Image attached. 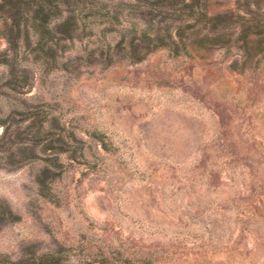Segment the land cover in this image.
I'll list each match as a JSON object with an SVG mask.
<instances>
[{
	"label": "rangeland",
	"instance_id": "374dc122",
	"mask_svg": "<svg viewBox=\"0 0 264 264\" xmlns=\"http://www.w3.org/2000/svg\"><path fill=\"white\" fill-rule=\"evenodd\" d=\"M198 3L262 27L248 56L231 25L222 48H156L104 66L98 39L116 36L100 24L97 40L63 44L50 65L18 47L12 83L0 62V96L54 119L42 184L32 152L16 140L0 152V264L46 253L52 264H264V0Z\"/></svg>",
	"mask_w": 264,
	"mask_h": 264
},
{
	"label": "trees",
	"instance_id": "16d2710c",
	"mask_svg": "<svg viewBox=\"0 0 264 264\" xmlns=\"http://www.w3.org/2000/svg\"><path fill=\"white\" fill-rule=\"evenodd\" d=\"M131 1L132 3L122 0L116 3L109 0H0V16L7 45L0 60L6 67L4 77L11 80V83L17 79L13 58L10 57L19 52L16 51L18 47L26 50L22 53L32 54V59L43 65H50L55 62L59 47L63 53L67 49L63 44L81 41L84 37L97 40L92 28L100 24L107 31H115L116 36L113 42L98 39L95 54L104 66L109 65L115 55L133 63L138 62L156 48H165L172 55L187 52V47L194 43L200 47L216 45L222 48L223 38L231 25L236 28L233 43L235 45L239 42L237 47L243 49V56L246 57L250 54V43L254 42V37L262 29L260 25L232 19L228 12L210 14L198 0ZM127 17L134 18L133 25L138 27L124 26L125 22L129 26L131 21ZM88 19L93 21L87 24ZM1 88L2 85L0 92ZM7 91L10 92V88ZM14 93L17 95L19 91ZM0 99L12 103L0 111V152L5 155L10 152L8 150L14 140L28 152H32L43 163L36 177L37 184H42L44 177L53 176L46 153L54 147L53 140L48 137L51 134L50 124L46 125L54 119L45 116L42 104L24 102V107H18L7 95L0 96ZM15 118L18 122L14 124ZM61 132L58 134L59 138L55 139L57 144H63L59 147L60 150L63 149L66 138ZM67 136L74 139L71 133ZM37 144L39 148L36 149ZM52 257V254L47 253L38 255L39 264H52Z\"/></svg>",
	"mask_w": 264,
	"mask_h": 264
}]
</instances>
